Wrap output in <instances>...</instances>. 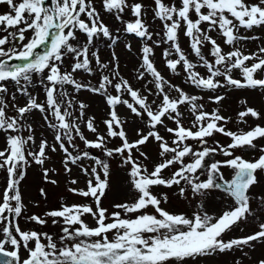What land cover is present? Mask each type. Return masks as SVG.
I'll list each match as a JSON object with an SVG mask.
<instances>
[{"label": "snow or ice", "instance_id": "obj_1", "mask_svg": "<svg viewBox=\"0 0 264 264\" xmlns=\"http://www.w3.org/2000/svg\"><path fill=\"white\" fill-rule=\"evenodd\" d=\"M99 2L101 10L95 6L97 0H0V5L8 8L0 14V139L4 141L0 172L6 174L0 181V264H203L218 254L264 244V194H259L256 211L251 193L260 185L259 174L264 173V146L257 143L264 140V126L227 130L229 121L221 114L226 95L220 94V90H259L264 94V46L249 54L240 47L243 41L259 39L242 30L264 28V0H152L151 5L129 0ZM149 8L152 19L160 22L158 32L150 30L146 19ZM129 12L134 19L126 21L123 16ZM105 13L120 21L123 31L145 41L135 76L143 82L142 89L121 76L115 53L111 57L115 64L110 67L92 51L101 36L112 45L117 43L118 37L105 23ZM181 33L187 38L188 51L179 42ZM161 45H167L161 53L166 69L174 76L183 75L186 84L203 94L186 92L162 75L154 59V47ZM224 46H230L229 50ZM126 47L131 51L130 45ZM66 60L71 61L67 66ZM93 60L100 72L96 83L78 81L77 73L96 77ZM9 84L14 85V92ZM37 84L43 90V101L33 95ZM66 86L75 93L103 98L107 108L104 134L95 117L87 116L88 105L74 101ZM16 92L27 98L23 106L15 103ZM205 96L217 106L210 112ZM239 103L244 105L246 100ZM121 107L131 125L121 118ZM35 113L41 114L54 133L51 146L46 139L36 146L34 122L30 121ZM249 117L264 119L259 111L247 107L239 111L238 123H247ZM185 119L191 127L185 126ZM78 121L94 139L85 136ZM129 126L135 131L134 140L129 139ZM161 128L171 134L170 140L161 134ZM216 134L231 142L221 145ZM77 137L83 149L78 147ZM117 139L118 146H108ZM153 142L160 159L149 170L142 162L150 160L142 146ZM57 145L63 153L64 172L70 174V165L78 166L86 178L84 188L67 189L84 202H62L43 214L27 215L20 190L26 169L34 163L42 168L45 181L57 184L55 179L49 180L50 171L55 170L45 167L49 150L57 152ZM91 150H99L109 159ZM237 150H251L253 159H244ZM218 155L224 159H215ZM115 157H119V171L126 173L131 198L111 203L113 211H109L103 201L113 191L109 160ZM85 160L91 163L86 166ZM224 169L231 170L230 179H225ZM165 170L170 171L168 177L163 175ZM78 183V179L69 180L70 185ZM157 186H179L181 197H186L185 186L199 197L221 190L229 201L219 216L209 215L204 204L195 205L199 210L190 216L174 214L162 207L167 196L153 193ZM40 195L46 197L47 193L40 189ZM88 217L94 226L87 222ZM20 219L41 229L51 223L58 235L25 230ZM244 224L257 230L225 239L235 229L244 231Z\"/></svg>", "mask_w": 264, "mask_h": 264}, {"label": "rangeland", "instance_id": "obj_2", "mask_svg": "<svg viewBox=\"0 0 264 264\" xmlns=\"http://www.w3.org/2000/svg\"><path fill=\"white\" fill-rule=\"evenodd\" d=\"M130 3L132 2H141L145 5H151L152 0H129ZM98 10L102 9V4L97 0V3L95 5ZM8 11V8L4 5H0V14L5 13ZM148 15L146 16V19L149 21L151 28L153 32H158L161 30V25L158 20L152 19V12L151 8L147 9ZM105 17V23L110 28V31H112L113 35L115 37H118L117 43L115 45L111 44V41L104 37H99L95 40L92 51H95L97 55L100 57L102 63H108L111 66H114L115 62L112 61L111 57L113 53L119 58V72L121 76L132 84L134 88L142 89L143 82L137 81L135 79V76L137 74L136 70L139 67V64L141 62L142 52L141 49L145 44V41L135 36V34L127 35L125 31H123V24L120 21L115 20L114 17L109 18L108 14H104ZM124 20H133L134 18L131 17L130 12L127 15L123 16ZM242 32L245 35H256L259 37V39L252 41H243L241 42V50L245 52V54H249L252 52L258 51L259 47L264 46V28L262 29H256V30H248L247 32ZM215 36V34H213ZM159 36H154L153 39H159ZM81 42L85 40L84 36H80ZM180 44L181 46L188 51V41L186 37H183L182 33L180 35ZM151 44V42H149ZM126 45L131 46V51L126 47ZM154 47V46H153ZM167 45H161V47L156 48L154 47V59H155V66L157 69L164 75L166 79L170 81V83L180 86L183 88L186 92H195V94H203L201 90H193L190 85L186 84L184 82V76L181 75L179 77L174 76L169 70L166 69L164 66V61L162 59L161 53L164 48H166ZM230 46H224L225 51L229 50ZM205 53H207V49H205ZM190 58H192L190 56ZM195 62V61H194ZM71 63L70 60H66V66ZM94 70L96 71V77H90L87 74H81L77 73L75 74L76 79L81 82H89L91 81L93 84L96 83V78H98L100 72L98 69H95V61L93 60ZM70 70V69H69ZM201 72H203V69H199ZM105 74H108L105 72ZM237 78H239L237 76ZM36 80H39V77L36 78ZM10 92H14V85L9 84ZM68 87V90L70 92V95L72 96L74 101H80L84 102L88 105V108L86 110L87 116H94L95 117V123L100 131L101 134L105 133V126L103 124L104 119L107 118V108L106 104L103 100V98L95 96L93 94L87 93V92H80L75 93L71 90L70 86ZM151 87V85H150ZM145 94H147L145 92ZM220 94L226 95V100L223 102V107L221 108V114L224 115L228 119V123L225 126L227 130L238 132V131H248L250 127H254L256 124H260L261 126H264V119L261 120H255L253 118H246L247 123H238V113L239 111L244 110L247 107H252L259 111L262 116H264V94H261L259 90H220ZM15 95L17 96V100L15 101L16 104L19 106H23L26 102V97H22L20 93L16 92ZM33 95H36L40 101L44 100V93L42 88L37 84L35 89L33 90ZM173 96L176 94L173 92ZM214 95V94H213ZM155 98V97H152ZM241 99L246 100V104L241 105L239 101ZM8 100L11 103L10 96L8 97ZM205 103L207 104L206 110L212 111L213 108L217 107L216 105L212 104L210 100L207 99V96H205ZM78 108V104L76 105ZM10 113L14 114L15 109H12L10 107L9 109ZM182 111H185V109L182 108ZM126 110L121 107L120 108V115L122 119H126L128 125L132 124V120L130 117L125 116ZM78 115V112L76 113ZM30 121H33V127H34V135L36 139V146L39 145L41 139H46L51 146L54 144V133L51 129H49L46 125V123L43 121L41 114L35 113L34 116H30ZM81 123V129L84 132L85 136L92 140L94 139V134L88 132L87 128L84 126V124ZM169 126L175 127L174 124L171 122H168ZM184 124L186 127H191V123L189 119H185ZM129 139L134 140L136 139L135 131L133 130V127L129 126L126 128ZM144 131H147V129H144ZM161 134L165 136L166 139H171V134L164 131L163 128H161ZM27 135V133H24ZM2 135V134H0ZM215 139L219 141L221 145H227L230 143V139L227 137H224L220 134H216ZM76 143L80 149H83V143L79 141L78 137L76 139ZM120 141L117 139L114 143L109 142V147H115L118 146ZM211 143V140H210ZM259 146H264V140H260L257 142ZM67 146V144H66ZM214 146V145H213ZM4 147V141L3 139H0V149ZM35 148V146H33ZM143 150L146 152V154L149 156V161H143L142 162L149 168V170L152 169V166L154 163L159 161L158 156V146L155 142L150 143L146 146H142ZM92 153L96 156H99L104 159H109L102 156V153L99 150H91ZM50 156V160L46 162L45 167L55 171H50L49 180L55 179L57 181V184H51L44 180L43 178V170L40 166L33 164H30L29 167L26 169V175L24 180L21 182L20 190L23 195V201L25 205H27L26 214L32 215V214H43L45 211L56 209L60 207V204L62 202H65L69 205L71 204H79L83 203V198L77 197L72 195L67 191L69 187H79L84 188L85 187V180L86 178L83 176V174L80 172L78 166L70 165L72 167V172L70 174H66L63 170V153L60 152L59 146L57 145V152L52 153L50 150L48 152ZM75 154V153H74ZM237 155H242L244 159L250 160L253 159V153L251 150H237ZM138 157V154H137ZM256 158H258V154L256 155ZM215 159L222 160L224 157L222 156H216ZM86 166L90 164L91 162L85 160L83 162ZM110 167L113 170V191L108 192L107 199L103 201V206L106 208H109V211H113V209L110 207L111 203L113 202H124L127 200H130L131 193L127 191L129 185L126 178V173L123 171H119V157H115L109 160ZM225 173V179L231 178V170L224 169ZM5 173L0 172V181H3L5 178ZM165 177H168L170 175L169 170H165L163 173ZM260 177V185L254 186L251 189V193L253 194V209L256 211H259V194H264V173L259 174ZM205 177H201V179H204ZM70 179H78L79 183L78 185H70L69 180ZM186 187V197H181L179 195V186H173L172 188H165L163 186H157L152 189L153 193L157 195L158 197H162L164 195L167 196V202L162 203V207H164L167 211L174 213V214H185V215H191L193 211L199 210L195 205L204 204L207 212L209 215L212 216H219L222 214V210L227 207L226 201H229V198L224 194L221 190H213L209 192L204 197L194 196L191 193L190 188ZM40 189H44V191L47 193V196H41L40 195ZM0 191H2V188H0ZM193 201L195 203H193ZM87 222L94 226V222L90 217L86 218ZM259 221H257L258 223ZM21 228L27 230V229H34L37 231H47L53 236L58 235V229L49 223L46 225L43 229H41L39 226L35 225L34 223H29L25 221L24 219H20L19 221ZM244 228V231H240L239 229H235L230 234L225 236V239L228 238H240L246 235L251 234L253 231L257 230L254 226H249L247 224L241 225ZM247 253V255H244V253ZM239 260L240 264H259L260 260H264V244H257V246L254 249L244 248L243 252L240 250L233 251L231 253L227 254H218L213 258H208L206 261L203 262V264H235V261Z\"/></svg>", "mask_w": 264, "mask_h": 264}, {"label": "water", "instance_id": "obj_3", "mask_svg": "<svg viewBox=\"0 0 264 264\" xmlns=\"http://www.w3.org/2000/svg\"><path fill=\"white\" fill-rule=\"evenodd\" d=\"M39 51H41V52H42V51H43V49H40ZM17 63H18V61H17Z\"/></svg>", "mask_w": 264, "mask_h": 264}]
</instances>
